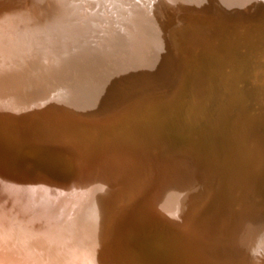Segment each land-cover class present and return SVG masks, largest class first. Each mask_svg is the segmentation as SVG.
<instances>
[{
	"label": "bare ground",
	"instance_id": "bare-ground-1",
	"mask_svg": "<svg viewBox=\"0 0 264 264\" xmlns=\"http://www.w3.org/2000/svg\"><path fill=\"white\" fill-rule=\"evenodd\" d=\"M190 3L257 48L256 68L236 73L213 39L173 49L158 27L180 0H0V99L31 116L0 120V264H264L218 237L206 193L223 139L264 126V0ZM134 194L172 231L103 246V203Z\"/></svg>",
	"mask_w": 264,
	"mask_h": 264
},
{
	"label": "water",
	"instance_id": "water-1",
	"mask_svg": "<svg viewBox=\"0 0 264 264\" xmlns=\"http://www.w3.org/2000/svg\"><path fill=\"white\" fill-rule=\"evenodd\" d=\"M190 2L191 0H180L185 10L172 11L171 24L174 25L172 31L164 32L163 30L168 27L164 24L158 27V33L162 38L171 41L173 49L178 34L181 37L186 35L193 37L195 49L202 48L207 41L216 40L212 45L219 51L229 54L224 58H229L227 63L229 68L232 67V63L234 64L236 73L256 68L257 48L231 33L194 23L188 18L187 11L192 12L194 9ZM260 64L264 66V63ZM231 95L233 96L232 93ZM0 100L5 107L10 106L15 113L0 109V120L15 126L21 121L24 128L30 124L31 116L17 114L18 110L20 113L24 111L14 102L5 98ZM252 109L257 111L256 107ZM246 133L245 138L223 139L222 154L218 162L212 165L207 163L206 193L216 213L215 219L221 227L220 232L216 233L218 237L220 235L235 252L240 253L250 248L261 256L264 255V155L255 154L251 147L253 145L264 147V126L260 128L251 125ZM18 138L19 136H16V140ZM139 197L134 194L131 200L117 202L108 199L103 203V231L100 233L106 242L103 246L112 244L118 247L120 243L121 246L131 247L137 242L157 241L163 231H172L169 222L163 223L166 220L165 208L157 206L149 211ZM214 237L213 234L210 235V238Z\"/></svg>",
	"mask_w": 264,
	"mask_h": 264
}]
</instances>
